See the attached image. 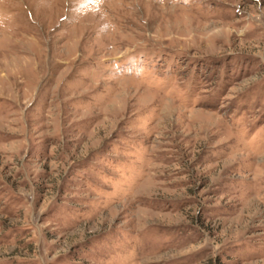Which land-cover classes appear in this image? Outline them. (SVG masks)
Here are the masks:
<instances>
[{"label": "rangeland", "instance_id": "rangeland-1", "mask_svg": "<svg viewBox=\"0 0 264 264\" xmlns=\"http://www.w3.org/2000/svg\"><path fill=\"white\" fill-rule=\"evenodd\" d=\"M0 264H264V0H0Z\"/></svg>", "mask_w": 264, "mask_h": 264}]
</instances>
